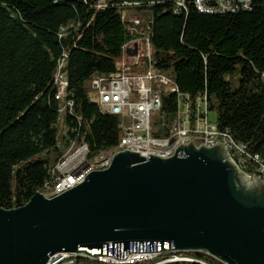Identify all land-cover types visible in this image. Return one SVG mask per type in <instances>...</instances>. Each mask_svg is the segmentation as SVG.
<instances>
[{
	"label": "trees",
	"instance_id": "1",
	"mask_svg": "<svg viewBox=\"0 0 264 264\" xmlns=\"http://www.w3.org/2000/svg\"><path fill=\"white\" fill-rule=\"evenodd\" d=\"M175 5L176 0H0V207H20L46 192L77 135H84L89 159L119 143L121 120L93 100L92 81L115 72L124 45L145 36L156 69L192 101L207 95L219 131L243 143L247 153L264 154V0L234 13H202L195 0H187V14H179ZM66 52L65 100L74 106L64 113L70 127L59 137L62 103L54 98V77ZM176 119L177 96L164 91L153 135L169 136ZM246 158L254 176L255 164ZM71 259L101 264L82 255Z\"/></svg>",
	"mask_w": 264,
	"mask_h": 264
},
{
	"label": "water",
	"instance_id": "2",
	"mask_svg": "<svg viewBox=\"0 0 264 264\" xmlns=\"http://www.w3.org/2000/svg\"><path fill=\"white\" fill-rule=\"evenodd\" d=\"M207 251L222 264H264V182L223 144L190 143L171 157L123 150L81 184L0 207V264H46L59 252Z\"/></svg>",
	"mask_w": 264,
	"mask_h": 264
},
{
	"label": "built area",
	"instance_id": "3",
	"mask_svg": "<svg viewBox=\"0 0 264 264\" xmlns=\"http://www.w3.org/2000/svg\"><path fill=\"white\" fill-rule=\"evenodd\" d=\"M253 2L254 0H202L199 2L198 11L234 13V11L251 10ZM175 7H179V14H187V0H176ZM139 22L135 19V24ZM130 48L135 51L133 56L128 54ZM68 56L66 52L59 59L54 77L56 86L54 98L62 102L63 113L67 110L72 112L74 106L72 99L65 100L69 95L66 71ZM92 87L95 96L93 100H101L109 114L119 116L120 125L125 129L128 147L118 148V151L130 150L145 157L152 155L166 158L173 156L179 146L190 143L191 140L197 146L208 147H211V142H221L232 161L239 169H243L247 176H253L248 173L250 164L246 157L250 158L256 167L255 175L264 182V154H249L243 143L228 140L227 131H219L217 123L210 118L207 95L199 96L192 101L188 94L175 88V84L167 74L155 68L150 36L137 38L124 45L123 57L116 71L95 78ZM164 91L172 92L177 96V116H182V126H173L169 136L157 137L153 135V117L162 108ZM63 127L70 126L64 123ZM82 148H89V145L84 135L80 138L77 135V148L71 149V153L62 157L59 175L61 183L55 191L43 192L47 197L60 195L62 188L86 178L94 170L107 169V157L112 155L110 149L93 159L75 163V156ZM180 251L182 250L179 249V254H182ZM99 256H101V264H108V258H116L110 255ZM126 258H130L131 264H140V258H152V264H172L175 254H171V249L130 252ZM216 262L222 264L217 258ZM46 264H83V261L71 259V252H59L51 255Z\"/></svg>",
	"mask_w": 264,
	"mask_h": 264
},
{
	"label": "bare ground",
	"instance_id": "4",
	"mask_svg": "<svg viewBox=\"0 0 264 264\" xmlns=\"http://www.w3.org/2000/svg\"><path fill=\"white\" fill-rule=\"evenodd\" d=\"M201 1L202 0H195V4H196L197 9L199 7V2H201ZM151 44L152 43H150V46L152 48ZM94 101L98 103L99 107L101 108V110L103 112L108 113V110L104 109V106L102 105L101 100H94ZM60 112H61V114L63 113L62 107H60ZM60 118L61 119L59 122L62 121V117H60ZM59 125H60V123H59ZM181 126H182V116H177L174 127H181ZM120 128H121V132H122V137H121L119 143L110 149V153H112V155H108V157H107V168H109L111 166L113 159L115 158V155L118 152H120V151H118V148L128 147V138H125V129L122 128V125H120ZM62 135L63 136L66 135L65 128L62 130ZM227 135H228V140H234L228 133H227ZM216 143H218V142H211V146H213ZM62 145H63L62 140H60L58 142V146L61 147ZM76 148H77V140L74 139L69 143V145L65 149L63 157H65L69 153H71V149H76ZM104 153H105V151L101 152L100 154H104ZM88 154H89V148H82L79 151V154H76V156H75V163H83L87 160H90L88 158ZM61 160H62V158L57 162L56 166L54 167V172L57 173V176H56L57 179L52 185H47V187H48L47 191H55L58 184L61 183V176H59L60 175ZM240 170L243 171L242 169H240ZM94 171H98V170H94ZM244 173L246 174V172H244ZM85 180H86V178H83L82 180L75 182V184L69 185V187L62 188L61 194L64 193L65 191L81 184ZM180 252L182 254H179L178 248L171 249V254H175V258H172V263L184 264V263L188 262V264H214L213 262H211L207 258H201V257H199V256L197 257L195 255L207 256L208 258H211V259L216 261V257L207 251L182 250ZM183 254H186V255H183ZM81 255L85 256V257L92 258V259L97 260L98 262L101 263V256L96 257V256H92V255H88V254H84V253H80V252H71V257L72 256H81ZM108 264H131V260H130V258H120V260H119V258H108ZM140 264H152V258H140Z\"/></svg>",
	"mask_w": 264,
	"mask_h": 264
},
{
	"label": "rangeland",
	"instance_id": "5",
	"mask_svg": "<svg viewBox=\"0 0 264 264\" xmlns=\"http://www.w3.org/2000/svg\"><path fill=\"white\" fill-rule=\"evenodd\" d=\"M92 98H95V96L93 95ZM62 118L64 117V113L61 114ZM210 118L213 120V121H216V118H217V115L215 112H211L210 114ZM64 120L62 119V121L60 122V128H59V137H61V132H62V129H64Z\"/></svg>",
	"mask_w": 264,
	"mask_h": 264
},
{
	"label": "crops",
	"instance_id": "6",
	"mask_svg": "<svg viewBox=\"0 0 264 264\" xmlns=\"http://www.w3.org/2000/svg\"><path fill=\"white\" fill-rule=\"evenodd\" d=\"M134 53H135V51H133V49L130 48V49L128 50V54H129V56H133Z\"/></svg>",
	"mask_w": 264,
	"mask_h": 264
}]
</instances>
